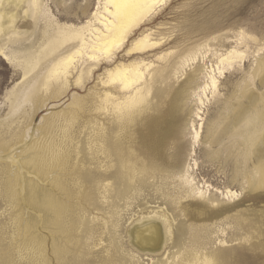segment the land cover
I'll list each match as a JSON object with an SVG mask.
<instances>
[{
	"label": "bare ground",
	"instance_id": "obj_1",
	"mask_svg": "<svg viewBox=\"0 0 264 264\" xmlns=\"http://www.w3.org/2000/svg\"><path fill=\"white\" fill-rule=\"evenodd\" d=\"M167 1L164 0L161 3V0H98L96 11L90 15L87 21L81 25H74L59 23L45 0H0V56L23 73L21 84L17 83L15 88H12L13 90H10L6 96L9 103V113L4 117L6 120L3 118V122L0 119L2 122V124L0 122V196L5 199L12 210L9 213V228L12 232L13 230L16 233L18 232L14 240H18V243L26 246V248L41 251L40 242H44V240L38 236V232L47 227L54 237V254L64 264H74L67 255L75 247L74 237L76 236H73V231H76L74 230L75 225L78 223H76V219L80 220L79 224L83 227L80 226L79 230H84L85 227V230L88 231L89 229L90 232L92 229V236L94 233L93 226L90 223L92 228L87 227L89 224L87 213L89 211L90 215L92 207L93 210L101 212L103 202L107 205L103 216L100 218L94 213L95 216L90 217V222L102 221L103 226L99 225L97 229L102 226L106 233L98 230L105 233L104 235L107 232L111 234V230L114 229L112 231L114 235L111 234V236L116 242L115 236L118 234L117 229L119 227L117 221L118 208L120 209L119 205L115 207L116 198L121 201L127 199V195L130 194L128 190L131 189L132 185L133 189L135 188L136 183L134 181L137 178L144 186L150 180H154V183L156 181V184L160 180L159 190H163L170 179L184 183L187 186L185 194L179 192L178 195H173L167 191L170 205L180 206L183 198L203 199L212 206L218 201L215 196L212 199L206 198L207 191L204 190L203 186H199L196 178L191 175L192 166L193 164L196 165V161L193 159L196 146L192 148L190 161L184 170L173 168L170 172H166L160 168L159 164L148 160H143L142 166L138 167L135 162L132 164L131 159L129 160L128 157L136 154L133 143L129 144L130 146L127 143L130 139L131 142L134 141V133V135L127 138V132L132 127H137L138 124L143 123L144 129H148V131L144 130V133H147L144 137V144H149L148 134L151 131V126L147 125V120L150 118L147 116L142 117V115L155 111L150 100L155 85L159 81L165 80L166 72L175 75L178 79L179 75L181 77L186 75L188 68L191 69L195 64H198L200 57L205 60L203 52L199 49L197 53L189 52V54H185L186 56L178 58V61L174 64L169 63V65L161 68H155L154 62L149 63L144 58L139 57L127 63L119 60V54L124 51L130 57L132 55H146L153 52L154 48L160 44L159 40L154 38L152 32L143 33L139 37H136V33ZM15 4L18 9L12 11L11 8ZM21 8L24 9L22 13L19 11ZM29 17L35 20L33 21L34 24H31L34 26L33 32L37 30L39 19L40 21L46 20V27L42 26L46 28L44 34L47 38L38 46L31 44L32 41H29L33 37V33L26 38L25 35L28 34V30L17 28L19 31L15 32L17 30L15 28L16 22L26 18L29 19ZM27 41L31 46L24 44ZM208 47L209 45L203 46V48ZM247 58V54L238 48L230 49L217 55L216 67L212 65L208 67L204 63L203 67H199L194 71L196 76L192 77L193 79L188 86L196 82L198 72L203 75L202 82L196 84L194 90L191 89L196 99L195 118L190 123L195 144L198 143L201 137L203 129L201 114L210 100L208 92L212 90V95H214L218 89L216 72L218 71L220 75H223L226 70L231 69L238 63H244ZM159 59L161 60V57ZM106 65L109 67H104ZM102 67L105 68L104 74L101 73L104 78H99L100 81H98L103 86L102 89L95 91L94 95L91 94L92 100L87 95L90 102L92 101L90 112L93 113V118L88 121L92 132L90 154L93 157V159L91 158L93 163H97L96 170L86 171L87 169H83L85 167L81 165V162L80 165L83 168H79V159L73 157L74 154L78 157L81 151H78L79 149L74 143L73 129L80 121L82 116H80V113L84 111L83 104H85L83 99H87L86 97L80 96L81 98H79V96L75 97L74 95L69 106L70 110L62 112L66 124L61 128L64 133L63 137L61 136L62 138L58 139L53 136L55 123H57L54 117L56 121H54V124L52 122L53 125L50 123V127L47 126L48 128L42 129V132L39 130V133H42V139L35 138L36 140L33 139L31 143L25 142L30 132L29 130H25V132L21 127H25V125L29 127L27 124L33 120L30 119L24 126L20 125L21 127H18V124L23 123V120L20 117L21 119L19 118L16 121L14 116L21 112L22 115L27 114L24 109L29 105V107L32 105L45 107L48 100L55 99L57 102V99L59 100V97L64 95L63 93L69 92L68 90L72 86L80 87L85 83L87 77H91L94 72L102 69ZM255 75L262 77L261 85L264 87V57L260 58ZM65 95L67 96L66 93ZM243 97L245 96L243 95ZM246 99L250 103L249 107L242 103L244 100L242 99L236 110H234V116L230 122L216 132V136L211 143L219 146L225 138L231 140L228 141L230 145L223 148L229 157L235 159V178L246 180L249 188L264 187V95H261V98L255 95H246ZM33 106L34 110L35 107ZM52 108L54 107L52 106ZM86 108H88V105ZM36 111L39 113V110ZM35 112L34 114H36ZM9 119L11 120L8 121ZM197 119L201 121L198 126ZM25 120L28 121L27 118ZM48 122L50 121H47V124H49ZM57 125L61 127L60 124L57 123ZM116 126L118 127L116 128ZM116 129L118 132L115 134ZM24 142V145L18 147ZM237 143L242 148L241 151L236 149ZM216 153H211V155ZM74 160H76V163H73ZM137 161L139 160L137 159ZM72 163L73 165H71ZM94 165L96 166V164ZM72 166L78 171L80 169V174L78 176L76 174L77 177L75 178L72 177ZM93 170H98L97 174H94ZM70 181H73V183L70 184ZM128 181L131 184H128ZM88 182L91 184V187L89 185L91 189H88L89 192L82 191L81 189L85 188L84 185ZM72 184L76 188H73ZM220 195L223 196L222 200L219 201L220 203L225 198L229 201L239 196L237 192L230 189L220 192ZM98 200L101 201V204H98ZM85 206H89L91 209L86 210ZM26 210L29 212H26ZM229 210H231L230 207L215 211V217L222 216L221 214L224 217L217 221L214 219L215 222L213 223L220 224L223 220L230 219V216L225 215ZM83 212L84 215L82 216L81 213ZM137 221L140 224H136L128 231L134 247L144 255L159 253L172 233L170 222L173 221H170V217L163 210H153L149 214L147 213L146 216L143 215L140 219L137 218ZM97 224L99 223L97 222ZM5 227L1 228L0 226V233L3 234ZM191 227L194 228V226ZM206 230V226H201L198 232L195 230L196 234L195 236L192 234V236L196 239L192 240V246L185 249L186 251L184 250L185 252L183 251L182 255L180 253V257L174 255L170 264H225L222 258L223 253L203 252V244L199 242L203 238L202 233ZM15 232L12 234L16 235ZM189 232H191V229ZM99 234L101 235V233ZM77 240H80V238H77ZM100 240L103 241L102 238ZM80 242L82 243L81 240ZM200 244L201 247L198 248ZM225 244H227L226 241L223 242V245ZM80 245V247L84 246V244ZM20 249L24 251L25 248L21 246ZM2 257L6 258V256ZM2 260L4 259L2 258ZM6 262H8V259Z\"/></svg>",
	"mask_w": 264,
	"mask_h": 264
},
{
	"label": "rangeland",
	"instance_id": "obj_2",
	"mask_svg": "<svg viewBox=\"0 0 264 264\" xmlns=\"http://www.w3.org/2000/svg\"><path fill=\"white\" fill-rule=\"evenodd\" d=\"M45 3L51 9L54 16H56L59 23L74 25L85 23L98 7V0H45ZM16 9L18 8L15 4L14 7L12 6L11 10L16 11ZM19 11L22 13L24 9L21 8ZM33 21L35 20H32L30 17L29 19L19 20V22H16L15 28L19 30H28V34L25 35L26 38L33 33V37H31L29 41H32L31 44L38 46L47 38L44 34L46 30V28H44L46 27V20L40 21L39 19L37 30H34V32V26L31 25L34 24ZM40 24L41 26L44 25V27H41ZM18 29L15 31L16 33L19 31ZM147 32L154 33V38L159 40L160 44L154 48V51L146 55H132L131 57L127 56L125 54L126 51H124L119 54L120 61L127 63L139 57L144 58L146 62H154L155 68H161L169 65V63L171 65L174 64L178 61V58L186 56L189 52L197 53L199 50L203 52L205 60L200 57L198 64H195L191 69L188 68L186 75L183 77L179 75L180 77L178 76V79L175 75L166 72L165 80H161L155 85L150 97L155 111L151 113L147 112L145 115H142V117L147 116L150 118L147 120V125L151 126V131L148 134L149 144H144V137L147 134L144 133V130L148 131V129H144L143 123L138 124L137 127H132L127 132V138L135 134L133 136L134 141L131 142V139L129 141L127 139V143L128 145L133 143V148L137 155L134 154V157L129 155V160L131 159L130 162L132 164L135 162V165L138 167L142 166L143 160H148L149 162L159 164L160 168L166 172H170L173 168H176V170H184L190 161L191 150L196 146L195 155L193 156L196 165L192 163L193 169L190 171L192 173L191 175L196 178L198 185L203 186L204 190L207 191L206 198L212 199L215 196L218 201L212 206L203 199L183 198L180 206L170 205L167 191L173 195H178L179 192L185 194L187 186L184 183L175 179H170L168 185L165 186L163 190H159L161 184L160 180L157 184L156 181L154 183V180H150V182L144 186L139 182L140 179L137 178L135 181L138 182L134 181V183H136L135 188L133 189L132 185L131 189L128 190L130 193L128 194L129 196L127 195L128 200L123 199L125 201H121L116 198L115 207H117V205L120 207V209L118 208L119 212L117 216V221L119 223L117 229L118 234L115 236L116 239L114 238L116 242H114L111 236V234L114 235L112 232L114 229L111 230V234L107 232V234L104 235L106 232L102 229V221L96 220L99 223L97 225L96 221L93 223L90 222V217L92 218V216L98 215L101 218L107 205L103 202V206H101V209L102 207L103 209L101 212L93 210V207L92 210H90L91 208L89 206H85L86 210H90V215L89 211L87 213V220L89 218L87 227L90 228L91 223L94 233L91 236L92 227L90 228L91 233L88 228V231L85 230V227V231L81 229L83 227L79 224L80 220L75 216L77 218L76 223L78 222V225L76 224L74 228L76 231H73V236H76L74 237L75 247L73 246V250L69 251L67 255L68 258L71 259L70 261L74 264H170L174 255L180 257V253V255H182L185 249L192 246L193 241L196 239L193 238L196 231L198 232L201 226H206L207 230L202 233L203 238L199 242L203 244V252L215 251L223 253L222 258L225 264H264V187L249 188L246 180L235 178V159L229 157L224 151V148L230 145L228 141L231 140L225 138L219 146H215V144L211 143L216 136V132L220 131L230 122L231 118L234 116V110H236L238 103H241L242 99H244L242 103H244L246 107H249L248 105H250V103L247 101L246 95H255L259 98H261V95H264V87L261 85L262 77L255 75L259 60L264 57V0H168L166 4L159 8L155 14L144 23L142 28L137 31L136 37ZM42 36L44 37L41 38ZM24 44L31 46L28 41L26 43L24 42ZM204 45H209V47L203 48ZM235 48L245 52L248 58L244 63H238L231 69L226 70L223 75H220L218 71L216 72L218 77V89L214 95H212V90L208 92L210 100L201 114L203 118V129L198 143L195 144V140L193 139L194 133L192 134L190 124L195 118L194 111L196 110V99L192 90L195 89L196 84L202 82L203 75H200V72H198L199 77H196V82L191 84V86H188V84L196 76L194 71L199 67H203L204 63L208 67L211 65L216 67L217 55L224 53L226 50ZM260 49L263 50L259 51ZM158 57H161V60ZM104 67L109 66L106 65ZM104 67L94 72V75L91 77H87L85 83L80 87L72 86V88H70L71 90H68L69 92H65L67 96L63 93V97L60 96L57 102L55 99L51 98L52 101L48 100V102L45 103V107L41 105H32L35 107L34 110L32 106L29 107V105L24 109V112L26 111L28 114L25 115L28 117L22 115V112L14 116L16 117V121L17 119L19 120L20 117L23 120H21L23 123L18 124V127L27 124L30 119L33 120L27 124L29 127L26 125L25 127L20 126L24 131L29 130L30 132L25 142L31 143L35 138L42 139V129L50 127V123L52 124L53 122L54 124L56 120L61 127L55 123L57 127L55 125L53 136L58 139L62 138L64 133L61 128L66 126L63 119L65 116H63L64 114L62 115V112L70 110L69 106L73 101L74 95L75 97L79 96V98H81L80 96L86 97L87 99H83L82 97L85 103L83 104L84 111L80 113V116L82 115L80 121L73 129L75 138L74 143L76 147H78V151H81L78 157H76L75 154L73 157L76 159L78 158L80 160H78L79 165L81 162V165L85 167L83 168L81 165H78L79 168L87 169L86 171L90 169L96 170L97 163H93V157H91L92 155L90 154L92 132L89 121L93 118V113L90 112L92 104L90 100H92V95H94L95 91H99L102 89L101 87H103L98 81H100L99 78H104ZM22 80L23 73L21 70L16 69L13 65L11 66L8 61L0 56L1 121H3V118L9 113V103L7 102L6 96L10 90L15 88L17 83L21 84ZM87 95L90 97V100ZM243 95L245 97H243ZM54 104L57 105L55 106ZM86 104L88 108H86ZM52 106L54 108H52ZM30 109L31 111H29ZM35 110H39V113L38 111L35 112ZM34 112L36 114H34ZM32 113V116H34L33 118L31 116ZM24 116L28 121L25 120ZM54 117L56 120H54ZM4 120L6 119L4 118ZM46 120L50 121L48 122L49 124H47ZM200 122L201 121L197 119V126ZM117 127L118 126H116V128ZM116 130L115 134L118 132V130ZM25 142L18 145V147L24 145ZM237 144L236 149H242L240 145ZM211 153H216L217 155H211ZM139 157H141L142 160H140L141 158ZM137 159L139 161H137ZM75 161L76 160H74L73 163H76ZM73 163L71 165H73ZM94 164H96V166ZM95 170H93V172L97 174L96 172H98V170ZM71 171L72 177L74 178L80 174V169L78 171V169H74L73 166ZM71 183H73V181H70V184ZM129 183L131 184V182L128 181V184ZM89 185L91 187V184L88 182L84 185L85 188L81 190L89 192L91 189ZM71 186L76 188L74 184ZM226 189L237 192L239 196L229 201L225 198L220 203L219 201L223 198L220 192H225ZM98 201V204H101V201ZM74 202L76 203V201ZM227 207H230L231 210L225 215L230 216V219L228 218L226 221L223 220L220 224H214L213 222L224 217L223 214H221L222 216L215 217L214 212ZM21 208L24 210L23 206H21ZM153 210H163L166 212L170 217V221H173L170 222L172 225V233L169 235V239L166 240L164 247L159 253L144 255V253H140L137 248L134 247L128 231L136 224H140L137 218L140 219L143 215L146 216L147 213L149 214ZM10 211L12 212L5 199L0 196V226L1 228L6 226V232L4 231L3 234L0 233V264H60V262L64 264L53 252L54 237L47 227L44 229L42 228L40 232H38V236L44 240V242H40L41 251L26 248V246L18 243V240L15 241L14 238H16L15 236L18 235V232L16 233L12 229L13 232L16 233V235H13V232L9 228ZM27 211L28 210H26V212ZM81 214L83 216L84 212ZM238 223L240 224L238 225ZM99 225L102 226L100 229L98 227V229L105 233L97 229ZM80 226L81 230H79ZM191 226H194V228ZM190 229L191 232H189ZM98 232L101 233V235ZM192 234L194 236H192ZM77 238H80L82 243L80 240H77ZM101 238L103 241L100 240ZM224 241H226L227 244L223 245ZM19 244L25 248L24 251L20 249L21 246ZM80 244H84V246L80 247ZM181 246L184 247L181 248ZM200 247L201 244L198 248ZM2 256H6V258ZM2 258L5 261L2 260ZM7 259L8 262H6Z\"/></svg>",
	"mask_w": 264,
	"mask_h": 264
},
{
	"label": "snow or ice",
	"instance_id": "obj_3",
	"mask_svg": "<svg viewBox=\"0 0 264 264\" xmlns=\"http://www.w3.org/2000/svg\"><path fill=\"white\" fill-rule=\"evenodd\" d=\"M164 2V0H161V3H163Z\"/></svg>",
	"mask_w": 264,
	"mask_h": 264
}]
</instances>
